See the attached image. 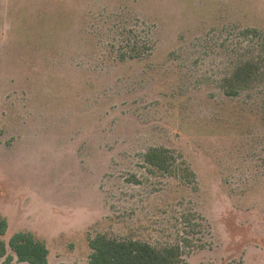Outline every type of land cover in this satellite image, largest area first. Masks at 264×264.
<instances>
[{
    "label": "rangeland",
    "instance_id": "1",
    "mask_svg": "<svg viewBox=\"0 0 264 264\" xmlns=\"http://www.w3.org/2000/svg\"><path fill=\"white\" fill-rule=\"evenodd\" d=\"M262 41L264 0H0L9 253L26 229L48 264H89L100 234L179 243L186 264H264V76L220 86ZM153 146L179 175L144 161Z\"/></svg>",
    "mask_w": 264,
    "mask_h": 264
},
{
    "label": "trees",
    "instance_id": "2",
    "mask_svg": "<svg viewBox=\"0 0 264 264\" xmlns=\"http://www.w3.org/2000/svg\"><path fill=\"white\" fill-rule=\"evenodd\" d=\"M257 55L243 59L223 77L220 86L228 96H238L242 91L250 88L264 76V41L260 42ZM141 51L133 47L122 58L139 57ZM144 161L154 169L179 175L180 162L177 154L168 147L153 146L142 154ZM180 163V165L178 164ZM173 166L174 168H170ZM187 169V168H186ZM8 229V220L0 215V260L3 264H11L15 255L19 261L32 264H48L49 248L45 241L30 230H20L10 237L9 245L14 253H9L8 244L1 236ZM92 251L89 264H186L183 258L182 245L179 243L164 247H157L149 241L138 239H115L100 234L90 239ZM59 264H68L61 262Z\"/></svg>",
    "mask_w": 264,
    "mask_h": 264
},
{
    "label": "crops",
    "instance_id": "3",
    "mask_svg": "<svg viewBox=\"0 0 264 264\" xmlns=\"http://www.w3.org/2000/svg\"><path fill=\"white\" fill-rule=\"evenodd\" d=\"M1 213V212H0ZM9 222H8V228H9ZM20 230H26V229H20ZM20 230H17V231H20ZM17 231H15V232H17ZM15 232H13V233H15ZM33 232V231H32ZM7 233H8V229H7V232H6V234L5 235H3V236H1L4 240H5V236H7ZM13 233L11 234V236L13 235ZM35 233V232H34ZM36 234V233H35ZM37 235V234H36ZM10 236V237H11ZM38 236V235H37ZM39 237V236H38ZM40 238V237H39ZM7 242V241H6ZM49 248V247H48ZM50 251V250H49ZM50 254V253H49ZM49 261V260H48Z\"/></svg>",
    "mask_w": 264,
    "mask_h": 264
}]
</instances>
